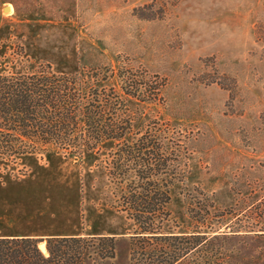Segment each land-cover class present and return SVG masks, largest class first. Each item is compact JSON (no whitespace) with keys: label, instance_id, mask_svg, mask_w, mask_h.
<instances>
[{"label":"rangeland","instance_id":"1","mask_svg":"<svg viewBox=\"0 0 264 264\" xmlns=\"http://www.w3.org/2000/svg\"><path fill=\"white\" fill-rule=\"evenodd\" d=\"M47 66L83 87L69 103L99 90L124 137L83 157L0 145V237L48 238L61 201L66 228L96 237L104 213L121 233L114 259L86 264H131L136 227L113 205L148 170L168 182L163 232L206 235L176 241L177 264H264V0H0V74Z\"/></svg>","mask_w":264,"mask_h":264},{"label":"trees","instance_id":"2","mask_svg":"<svg viewBox=\"0 0 264 264\" xmlns=\"http://www.w3.org/2000/svg\"><path fill=\"white\" fill-rule=\"evenodd\" d=\"M75 80L76 78L55 73L50 66L41 67L31 74H0V130L4 133H0V136H4L0 139V145L5 151L15 156L34 152L14 146V139L17 138L31 140L37 148H44V151L47 150L45 148L58 147L66 156L83 157L86 153L97 150L104 140H121L124 137V129L108 124L106 117L100 113L104 105L97 100L102 96L98 93L99 90L92 92L94 97L87 105L76 104L75 101L69 103L72 90L80 93L84 90ZM70 81L74 88L70 86ZM55 83L61 84L55 87ZM105 105L111 109L109 102ZM96 116H100L99 119ZM77 118H81L78 123L74 121ZM103 119L105 122L101 121ZM71 122L74 124L70 125ZM55 140L61 142L56 143ZM133 148L135 155L132 157L141 159L142 155L147 156V148L140 147V144ZM123 151L128 152L126 149ZM159 153L160 150L157 149L152 155L158 156ZM147 171H138L137 186L130 184L123 187L122 199L119 204L113 205L115 209L124 212L136 227V233L131 237L130 262L177 264L179 254L177 256L175 250L181 252L182 249H177L175 242L180 239L200 241L206 235L192 233L177 236L175 233L163 232V226L170 218V198L168 190L161 186L168 182L163 176L160 177V172L151 175ZM115 178L121 185L124 184L123 174L119 173ZM198 222L202 224V221ZM41 242H46L48 256L39 249ZM116 246L115 236L80 235L48 237L42 240L31 237H0V264H86L85 259L93 260V254L101 262L115 258Z\"/></svg>","mask_w":264,"mask_h":264},{"label":"crops","instance_id":"3","mask_svg":"<svg viewBox=\"0 0 264 264\" xmlns=\"http://www.w3.org/2000/svg\"><path fill=\"white\" fill-rule=\"evenodd\" d=\"M57 202H60V203H57V207H59L60 209L53 216L57 217L58 225H56V227L54 228L55 229L54 231L52 230L51 233L49 235H45L44 238H46V237H63V236H80L81 235L80 234V228L78 229L75 227H73V228L72 227L71 228L65 227V217L61 211V210H63V208L61 209V201H57ZM50 204H54V202H52ZM98 216H99L100 220L104 223V230L101 233H97L98 236H100V235L118 236L121 234L120 232L116 233L114 231L112 225L108 224V222L106 220H104V213L99 214ZM5 237H9V238H15V237L36 238L33 235H21V236L15 235V236H5ZM42 245H44V244H42Z\"/></svg>","mask_w":264,"mask_h":264},{"label":"bare ground","instance_id":"4","mask_svg":"<svg viewBox=\"0 0 264 264\" xmlns=\"http://www.w3.org/2000/svg\"><path fill=\"white\" fill-rule=\"evenodd\" d=\"M44 248H45V246L43 245V246H42V249H44Z\"/></svg>","mask_w":264,"mask_h":264}]
</instances>
